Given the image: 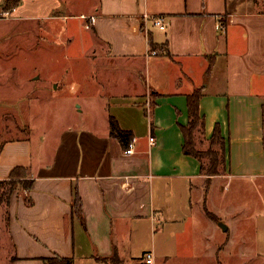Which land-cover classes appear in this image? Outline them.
<instances>
[{
  "label": "crops",
  "instance_id": "crops-1",
  "mask_svg": "<svg viewBox=\"0 0 264 264\" xmlns=\"http://www.w3.org/2000/svg\"><path fill=\"white\" fill-rule=\"evenodd\" d=\"M4 2L0 24H15V35L8 43L0 32V50L34 41L33 30L23 25L41 30L44 41L37 46L66 51L77 39L79 54L91 58V65L105 60L98 86L111 97L109 118L136 142L134 153L125 155L113 130L104 136L71 128L60 136L52 162L33 164L29 138L1 135L0 181L15 182L8 200L0 192L6 215L0 249L9 251L3 264H43L57 256L73 264H141L147 251L155 264L183 258L231 264L232 257L240 260L232 264H264L263 251L238 248L250 236L236 234L235 222L220 217L212 198L218 177L264 170V0ZM4 11H10L7 17ZM145 15L162 16L165 29ZM81 16L95 18L90 29ZM219 22L223 29L216 28ZM8 53L0 56V77L18 72L9 61L12 49ZM34 74L29 79L41 81ZM43 82L50 95H65L63 81L51 75ZM196 89H202L204 137L209 140L219 125L226 145V172L209 184L200 162L183 153L179 128L187 124V96ZM143 117L146 134L137 126ZM252 142L262 143V154ZM16 167L24 173L10 178ZM75 192L80 215L73 208Z\"/></svg>",
  "mask_w": 264,
  "mask_h": 264
},
{
  "label": "rangeland",
  "instance_id": "rangeland-1",
  "mask_svg": "<svg viewBox=\"0 0 264 264\" xmlns=\"http://www.w3.org/2000/svg\"><path fill=\"white\" fill-rule=\"evenodd\" d=\"M0 27L1 37L10 43L15 35L13 33L15 24L6 21L2 22ZM23 27L33 30L34 41L22 39L16 42L17 45L8 44L14 53L9 61L15 63L18 72L16 74L4 73L0 77V90L2 94H5L0 97V136L2 135L4 139L17 138V136L27 137L30 141L29 149L33 164L52 162L55 159L59 138L68 129H87L104 136L112 130L113 122L109 118L108 110L111 97L106 91H101L102 86H98V79L101 77L103 79L100 69L106 67L105 60L99 57L91 65V58L81 57L79 54L77 39L73 44L70 43V48L66 51L54 46L53 48L57 50L50 49L44 44L37 46V42L44 41L40 38L43 35L41 30L30 25H23ZM19 35L22 37L25 34ZM24 43L28 44L24 45ZM11 49L0 50V56L9 55L8 52ZM62 50L67 53L63 54ZM6 67L4 65L3 69ZM34 73L41 78V81L32 82L29 79ZM51 75L55 81H63L65 95H50V87L48 90L46 87L48 83L45 84L43 80ZM101 81L104 84L106 76L104 77L105 82ZM75 83L81 85L80 90L69 89L70 85ZM148 114L150 111H147ZM147 120L148 117L140 118L137 124L140 131L145 134L148 126ZM29 126H32L30 134ZM193 144L194 151L198 153L201 163L207 168L210 158L206 155L209 148L208 140L196 134ZM222 145L216 144L210 148L219 159L224 158L225 148ZM251 146L256 154H262L261 142L258 144L252 142ZM18 149L22 151V147ZM212 198L218 205L220 217L223 220L230 219L235 222L236 234L250 236L246 244L242 241L238 248L240 250L258 249L264 252V170L257 169L252 175L247 176H239L232 172L230 176L218 177L214 182ZM3 210L4 208L0 210V220L6 217ZM188 242L195 243L190 240ZM8 252L0 249V264L6 261ZM228 261L231 264L240 262L239 259L233 257ZM201 263L202 260L183 258L176 264Z\"/></svg>",
  "mask_w": 264,
  "mask_h": 264
},
{
  "label": "trees",
  "instance_id": "trees-1",
  "mask_svg": "<svg viewBox=\"0 0 264 264\" xmlns=\"http://www.w3.org/2000/svg\"><path fill=\"white\" fill-rule=\"evenodd\" d=\"M11 0H5L6 3H10ZM9 8V7H8ZM6 9V8H5ZM12 9V8H10ZM9 10V9H8ZM222 23V22H221ZM150 47L151 50H156V45H154L152 42H150ZM202 96V89H196L194 90L191 94L187 96V109H188V121L186 125H180L179 128L181 130V133L183 135L184 143L182 146L183 153L185 155H190L194 158H196L200 162V171L202 174L207 176V183H210V179L213 176L216 175H222L226 172V162H227V156H226V145H225V140L221 136L220 128L219 125H216L213 131V134L211 138L208 140L209 143V148L206 151V155L209 158V164L208 167L205 168L204 165L201 163L200 156L198 153L194 151V137L196 134L202 135L204 137V118L201 116L199 112V100ZM111 131V135L115 136L121 141L122 145L124 148H127L128 144L131 142L133 139L131 132L128 131H122L118 128H116L113 124ZM216 144H223L224 145V158L219 159L217 154L212 152L210 150L211 147H213ZM222 145V146H223ZM2 148V145H0V150ZM24 168L23 167H16L14 168L11 173H10V178L17 177L18 172H23L24 173ZM207 184V187H208ZM6 185V186H5ZM8 185V188H6ZM15 185V182L10 180V181H5L1 182L0 181V192L2 193L1 195L6 197V200H8L10 192L12 191L13 187ZM2 190V191H1ZM73 208L75 213L79 214L81 213V202L80 198L75 192V199L73 202ZM207 215L216 220L215 216H213L210 212L206 210ZM43 264H73L71 259L68 258H62V257H53V258H48V259H43Z\"/></svg>",
  "mask_w": 264,
  "mask_h": 264
},
{
  "label": "built area",
  "instance_id": "built-area-1",
  "mask_svg": "<svg viewBox=\"0 0 264 264\" xmlns=\"http://www.w3.org/2000/svg\"><path fill=\"white\" fill-rule=\"evenodd\" d=\"M10 11H4L3 15L4 17H7L9 15ZM84 20H86L85 28L90 29V27L95 23V18L92 16H81ZM149 17V18H148ZM145 18L149 20L151 18L152 22L155 26H157L160 30L165 29V24L162 16H147L145 15ZM224 24H221L220 22L216 25L217 29H223ZM151 55H156L157 52L155 50L150 51ZM135 138L131 140V142L128 144L127 148L124 151L125 155H132L134 153V145H135ZM155 142V139L150 136L149 137V144H153ZM141 264H155V256L151 251H147L143 254Z\"/></svg>",
  "mask_w": 264,
  "mask_h": 264
},
{
  "label": "water",
  "instance_id": "water-1",
  "mask_svg": "<svg viewBox=\"0 0 264 264\" xmlns=\"http://www.w3.org/2000/svg\"><path fill=\"white\" fill-rule=\"evenodd\" d=\"M221 227L225 230L226 228H225V226H223V225H221Z\"/></svg>",
  "mask_w": 264,
  "mask_h": 264
}]
</instances>
